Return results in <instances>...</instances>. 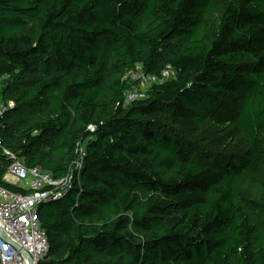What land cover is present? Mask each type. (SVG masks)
<instances>
[{
	"label": "trees",
	"instance_id": "obj_1",
	"mask_svg": "<svg viewBox=\"0 0 264 264\" xmlns=\"http://www.w3.org/2000/svg\"><path fill=\"white\" fill-rule=\"evenodd\" d=\"M136 65L175 76L125 107ZM0 80L2 147L71 176L39 264H264V0H0ZM184 122L242 153L191 159Z\"/></svg>",
	"mask_w": 264,
	"mask_h": 264
},
{
	"label": "built area",
	"instance_id": "obj_2",
	"mask_svg": "<svg viewBox=\"0 0 264 264\" xmlns=\"http://www.w3.org/2000/svg\"><path fill=\"white\" fill-rule=\"evenodd\" d=\"M174 76L169 67L158 77L144 73L142 67L136 65L122 76V81L131 87L124 95V106L145 99L154 85L172 80ZM11 106L12 103L0 101V117ZM89 130L93 131L94 127L90 126ZM85 146L79 145V161L85 156ZM1 158L10 162L3 176L4 182L7 176L13 178L15 186L22 191L15 193L0 186V264H39L47 255L49 244L39 223L38 207L60 199L71 176L56 180L39 168L25 167L19 157L2 147L0 137V166Z\"/></svg>",
	"mask_w": 264,
	"mask_h": 264
},
{
	"label": "rangeland",
	"instance_id": "obj_3",
	"mask_svg": "<svg viewBox=\"0 0 264 264\" xmlns=\"http://www.w3.org/2000/svg\"><path fill=\"white\" fill-rule=\"evenodd\" d=\"M208 26L205 34L206 41L212 38L218 24L217 15H204ZM3 82L0 80V91ZM1 100V99H0ZM153 120L162 121L161 118H152ZM224 126H217L214 123H209L201 128L194 129L189 122H184L182 125L173 126L172 132L177 136L183 145L184 152L193 160H210L218 161L222 158V152L226 155L241 154L243 147L242 142L236 140L232 130L223 131ZM69 173H72L69 171ZM11 185H16L13 178Z\"/></svg>",
	"mask_w": 264,
	"mask_h": 264
},
{
	"label": "crops",
	"instance_id": "obj_4",
	"mask_svg": "<svg viewBox=\"0 0 264 264\" xmlns=\"http://www.w3.org/2000/svg\"><path fill=\"white\" fill-rule=\"evenodd\" d=\"M5 180H6V182H8V183H11V182H12V179H11L10 177H8V176L5 178Z\"/></svg>",
	"mask_w": 264,
	"mask_h": 264
},
{
	"label": "water",
	"instance_id": "obj_5",
	"mask_svg": "<svg viewBox=\"0 0 264 264\" xmlns=\"http://www.w3.org/2000/svg\"><path fill=\"white\" fill-rule=\"evenodd\" d=\"M14 248L18 249L16 246H14Z\"/></svg>",
	"mask_w": 264,
	"mask_h": 264
}]
</instances>
